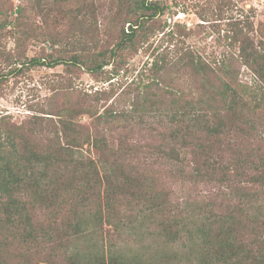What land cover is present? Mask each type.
<instances>
[{
	"label": "trees",
	"instance_id": "16d2710c",
	"mask_svg": "<svg viewBox=\"0 0 264 264\" xmlns=\"http://www.w3.org/2000/svg\"><path fill=\"white\" fill-rule=\"evenodd\" d=\"M18 1L14 6L13 0H0V95L11 78L32 68L63 66L70 74L75 69L105 75L109 82L140 50L149 53L150 61L133 83L136 94L128 110L111 106L98 114L95 104L105 92H97L93 97L83 94L55 114L30 109L34 113L19 124L0 115V264H132L105 248L103 225L117 214L121 201L143 202L154 210L157 196L146 197L148 179L126 162L127 155L137 156V149L121 144L107 150L79 120L147 113L169 123L171 144L163 153L177 163L180 174L196 182L216 181L243 196L246 209L239 216H224L198 229L201 244L193 261L264 264V207L258 199L264 189V146L249 151L231 143L236 121L253 124L247 119V99L253 111L263 107L264 42L255 44L247 28L233 23L230 52L209 61L178 47L184 32L179 24L164 22L166 8L157 0H109L107 6L101 0H83L74 11L64 10L68 0ZM156 35L161 36L154 46ZM31 47L37 49L34 56L27 54ZM236 64L249 70L254 85L239 81ZM169 69L188 72L199 83V96L186 98L174 91L172 104H156L155 88L163 86L173 94L164 80ZM43 128L49 136L36 142ZM115 157L122 160H113L118 173L107 168ZM39 210L47 211L45 220L36 214ZM249 210L255 216L245 214ZM164 220L161 231L168 241L190 234L175 216ZM94 235L101 238L98 249L86 256L70 250L75 239Z\"/></svg>",
	"mask_w": 264,
	"mask_h": 264
},
{
	"label": "rangeland",
	"instance_id": "374dc122",
	"mask_svg": "<svg viewBox=\"0 0 264 264\" xmlns=\"http://www.w3.org/2000/svg\"><path fill=\"white\" fill-rule=\"evenodd\" d=\"M13 1L14 6L20 4L18 0ZM82 1L68 0L63 8L74 11L81 6ZM157 2L166 8L164 22L169 23V27L179 24L184 32V36L178 41V47L190 48L209 61L220 60L230 52L228 37L231 35L229 30L233 23L238 27L247 28L255 44L264 42V0H157ZM97 4L99 5L98 2ZM100 4L107 6L109 0H101ZM160 36L156 35L152 39L154 46ZM36 52L37 49L31 47L27 54L34 56ZM149 61V53L140 50L128 58L125 69L109 82H106L105 75L92 76L75 69L70 74L63 66L26 70L21 76L11 78L3 86L0 95V115H7L11 122L19 124L28 120L34 113L30 109L43 108L46 113L55 114L56 111L69 108L70 104L80 101L83 94L93 97L97 92L106 93L98 95L99 100L95 104L98 114L111 106L114 109L128 110L130 101L136 94L133 83L137 81L140 72ZM237 69L240 70L238 78L240 82L254 85L249 70L239 64H236ZM105 70H110V66ZM164 80L173 90V94L166 93L161 86L154 89L156 96L152 97L156 104L159 102L164 104V106L161 104L162 108L172 104L174 91L182 92L186 98L199 96V83L193 80L188 72L169 69L164 74ZM247 101L252 103L247 105L251 110L246 112L247 119L253 124L236 121L237 132L232 133L231 143L242 145L249 151L263 149L264 102L262 109L253 111V102L250 99ZM246 109L247 107L245 111ZM257 112L258 115H255ZM131 116L109 120L83 116L79 120L91 134L105 142L107 150L110 148L115 151L124 144L126 148L139 151L136 157L130 158L127 155L126 162L129 161L137 172L148 179L145 183L146 197L157 196V205L162 210L159 211V207L150 210L148 204L143 202L128 204L130 200L121 201L117 214L103 225L104 246L115 258L124 259L132 264H197L193 259L199 252L201 244L198 229L206 228L209 222L224 216H239L245 208L243 196L238 192H231L215 183L216 181L196 182L187 174H180L177 163L163 153L171 144L169 123L148 113L142 117L138 114ZM45 132L46 128H43L35 137L36 142H43L46 135L49 136V133ZM83 149L88 152L87 145H84ZM109 160L110 166L107 167L109 172L114 169L118 173V169L112 165L113 160L118 164L122 160L116 157ZM146 192L144 190V193ZM258 199L259 204L264 207V189L259 191ZM246 212L245 214L255 216L253 213L255 211ZM45 213L47 211L39 210L36 214L41 220H45ZM241 215L244 221L247 222V219L251 221L249 215ZM167 216H175L184 224L187 231L190 230V234L183 232L180 233L181 239L168 241L161 231V222ZM215 229L216 225L213 226L211 233ZM99 239L101 238L95 235L75 239L70 250H78L80 256H86L93 249L101 247ZM243 239L249 241L247 233L243 234ZM14 256L18 257L17 254Z\"/></svg>",
	"mask_w": 264,
	"mask_h": 264
}]
</instances>
